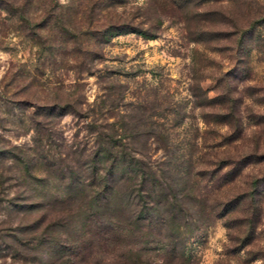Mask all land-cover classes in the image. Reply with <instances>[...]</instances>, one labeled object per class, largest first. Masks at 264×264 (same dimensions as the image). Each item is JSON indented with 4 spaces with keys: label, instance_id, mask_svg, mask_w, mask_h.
<instances>
[{
    "label": "rangeland",
    "instance_id": "obj_1",
    "mask_svg": "<svg viewBox=\"0 0 264 264\" xmlns=\"http://www.w3.org/2000/svg\"><path fill=\"white\" fill-rule=\"evenodd\" d=\"M120 19L156 37L99 29ZM67 101L81 114H60ZM141 116L128 141L157 170H181L184 206L179 231L123 241L128 181L116 174L103 208L122 225L114 257L136 242L160 264H264V0H0V264H46L54 241L77 237L80 217L53 209L93 193L106 132ZM157 235L173 239L167 253Z\"/></svg>",
    "mask_w": 264,
    "mask_h": 264
},
{
    "label": "trees",
    "instance_id": "obj_2",
    "mask_svg": "<svg viewBox=\"0 0 264 264\" xmlns=\"http://www.w3.org/2000/svg\"><path fill=\"white\" fill-rule=\"evenodd\" d=\"M99 29L108 38L130 32H137L149 38L156 37V33H153L149 28L133 25L129 21L121 19L108 20L101 24ZM231 98L234 103L236 98L232 96ZM57 107L60 114L69 111L70 108L72 110V107L73 110H77V113L81 114L80 108L74 107L69 101L61 103ZM86 116L88 117L87 112ZM141 117H136L138 119L133 120L123 117L118 122L111 124L114 127L106 132L109 137L108 145L96 150L88 163L93 178L89 185L96 186L93 193L84 201L80 200L79 202L75 200L74 196L69 195L58 200L60 207L56 209L54 206L53 212L56 213V220H72L74 217H80L81 229L76 238L61 237L59 241H54L49 253L50 259L46 264H160L151 256L145 255L143 249L139 248L136 242L127 245L130 248L126 253L114 257L118 243L112 240L120 239L118 233L122 225L119 221H115L113 215L108 211H103V208L111 203L115 188V175L123 172V179L127 178L128 181L127 199L124 206H129L130 209V219L123 223V241L127 234L133 236L136 228H138L137 230H141L142 227L150 228L151 231L147 233L149 235L152 234L154 228L159 229V233H161L163 228L173 229L175 226L179 231L180 224L178 225L176 221L178 213L176 210L184 206L181 198L183 187H180L177 182L181 170L177 167L176 174H172L166 171L162 165L157 170L148 159L147 149H140L130 144L128 139L130 137L135 139L140 134L136 131L138 129L134 128L145 122L143 116ZM161 118L163 117L159 114L157 121H160ZM116 125L118 128L115 127ZM119 130L123 132L119 133ZM158 135L167 139L170 137V132H159L157 138H160ZM189 155L192 160L193 150L189 152ZM192 170L193 168H189L187 174L192 173ZM200 170L196 171V174L202 171ZM76 203L78 204L76 205ZM235 208L226 206L228 212L234 211ZM172 240L169 235L165 237L157 235L150 239V241L156 242L158 249L164 250V253L168 252L169 241ZM101 250H103L102 255L97 256L96 253ZM104 253L108 254L103 255ZM182 255L185 256V251ZM161 264L183 263L182 261L172 262L163 259Z\"/></svg>",
    "mask_w": 264,
    "mask_h": 264
}]
</instances>
